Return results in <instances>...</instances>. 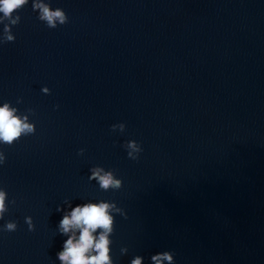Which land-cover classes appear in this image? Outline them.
<instances>
[{
    "label": "clouds",
    "instance_id": "clouds-1",
    "mask_svg": "<svg viewBox=\"0 0 264 264\" xmlns=\"http://www.w3.org/2000/svg\"><path fill=\"white\" fill-rule=\"evenodd\" d=\"M28 3L29 0H0V13L3 14L0 16V23L4 24L5 33H10L11 26L17 25L20 22V16H13V13L17 12V10ZM37 8L40 9L38 19L47 21L49 28H55L57 20H59L61 25L66 24L68 21L66 13L59 8L55 11H51L49 6L43 3H33V11H36ZM5 21H7V23H5ZM7 40L13 41V35L8 34ZM17 102L19 103L20 101ZM14 112L15 109H10L8 103L0 107V141L9 146H11L14 141L19 140L22 133L27 134L35 132L34 125L24 122L27 120V117H24V120H22L20 117L14 115ZM118 127L120 131L123 132V124L112 125V130L116 131ZM126 147L134 151H142V148L137 147L136 141L127 142ZM82 153L83 149H81L80 154ZM127 155L130 159H138V156H133L132 152H128ZM5 160L6 157L4 153L0 151V165H3ZM92 171L93 175L90 179H97L101 188L105 190L109 187L113 189L121 188L122 180L115 179L111 171L103 175H101L103 171L102 168H95ZM5 196L6 192L0 190V219H3V214L8 211V208L5 206ZM109 207L110 205L107 203H101L99 205L88 204L83 207L77 206L71 211L70 216H64L60 222L61 230L67 233L72 228H79L80 236L79 240L75 243L71 237L64 242V250L59 253V259L61 261L65 262V264H111L107 234L113 231V218L108 215ZM112 207H115V204H113ZM116 210L120 211V209ZM123 216L127 218L126 214ZM25 223H27L29 231L35 230V225L33 224L31 216L25 217ZM97 228L104 230V232L100 234L98 240L93 236V232H95ZM16 229V222H6L4 231L13 232ZM92 250L96 252L95 255L88 254ZM125 250V248L121 249V251ZM150 259L154 264H162V261H167L168 264H175L174 254L170 251L154 254ZM131 264H141V257L138 256L132 260Z\"/></svg>",
    "mask_w": 264,
    "mask_h": 264
}]
</instances>
